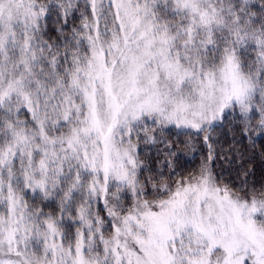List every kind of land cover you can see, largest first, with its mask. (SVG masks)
<instances>
[{
	"label": "snow or ice",
	"instance_id": "6c2138e0",
	"mask_svg": "<svg viewBox=\"0 0 264 264\" xmlns=\"http://www.w3.org/2000/svg\"><path fill=\"white\" fill-rule=\"evenodd\" d=\"M0 264H264V0H0Z\"/></svg>",
	"mask_w": 264,
	"mask_h": 264
}]
</instances>
